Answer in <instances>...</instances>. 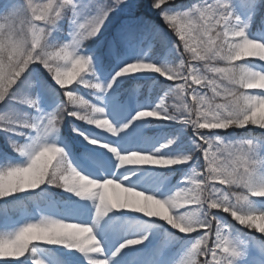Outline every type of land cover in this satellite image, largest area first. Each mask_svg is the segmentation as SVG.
Masks as SVG:
<instances>
[{
  "label": "snow or ice",
  "instance_id": "6c2138e0",
  "mask_svg": "<svg viewBox=\"0 0 264 264\" xmlns=\"http://www.w3.org/2000/svg\"><path fill=\"white\" fill-rule=\"evenodd\" d=\"M237 2L192 0L187 5H173L168 0H152L151 8L171 34L140 16L121 24L107 41L112 14L140 7L138 0L135 4L130 0L0 3V132L22 158L14 160L5 154L0 160V201H5L0 213L7 214V198L19 201L22 196L17 193L45 189L42 185L62 188L77 198L64 209L50 204L37 207L38 219L0 223V261L7 264L31 253V264H45L36 246L58 245L81 254L76 264H113L125 249L150 242L153 230L147 225L155 224L170 244L180 245L182 255L171 264H264V241L242 231L255 229L264 235V227L241 220L245 215H264V131L256 135L248 128L255 125L264 130V88L255 86L264 77V59L247 56L250 59L240 62L236 58L241 45L249 41L264 44V33L252 36L250 32L256 14L264 9V0H239L244 12L238 10ZM21 32L27 33L30 43L20 38ZM86 41L90 42L87 46ZM105 58L114 61L118 70L102 79L97 69L105 66ZM233 74L234 79H229ZM77 78V87H67ZM161 78L175 83L161 84ZM141 81H152V86L161 89L158 102L141 104L136 99ZM81 85L93 90L95 103L79 94ZM169 97L180 103L169 105ZM48 98L54 101L51 110L44 107ZM106 109L119 128L106 117ZM66 117L93 126L82 129L73 124L72 130L95 146L86 148V153L99 157L95 169L78 162L83 171L78 170L58 142ZM143 120L190 127L191 150L169 151L178 137H170L158 147H132L134 133L129 129L135 125L138 130V122ZM236 129L249 130L236 136ZM113 136L120 139L113 140ZM101 148L107 151L101 152ZM198 152L204 165L197 159ZM181 165L189 170L184 171L173 194L159 186L149 189L140 183L137 168L126 167L179 170L173 166ZM75 173L87 176L93 186L73 188L67 177ZM110 188L121 189L125 195L113 196ZM128 189L142 195L126 202ZM179 197H183L182 207H177ZM156 200L170 207V215L155 209ZM81 201L94 203L92 223L87 222L89 209ZM122 211L142 214L147 218L146 227L109 256L95 229L103 218ZM224 213L244 228H238Z\"/></svg>",
  "mask_w": 264,
  "mask_h": 264
},
{
  "label": "rangeland",
  "instance_id": "374dc122",
  "mask_svg": "<svg viewBox=\"0 0 264 264\" xmlns=\"http://www.w3.org/2000/svg\"><path fill=\"white\" fill-rule=\"evenodd\" d=\"M4 0H0V3H3ZM104 2V0H101ZM152 0H138L140 7H136L133 10H118L116 13L112 14V23L108 27L107 34H106V41L107 39H111L116 30L123 24L125 21L134 20L140 16H144L147 19H150L153 23L159 25L162 28L168 30L171 34V30L167 29V25L163 20L157 15L156 10L151 8ZM169 3L173 5H180V4H190L192 0H168ZM130 3H137V0H130ZM237 8L239 11L244 12L245 9L243 5L237 2ZM262 9L256 14L254 21L251 25L250 32L252 36H258L261 33H264V23L261 22V25H258V17L261 14ZM264 18V15H263ZM174 35V34H173ZM99 39V38H97ZM90 42L86 41L85 45L87 46ZM149 55H151V51H149ZM250 59L249 57H245L242 59L246 60ZM196 63V62H194ZM104 67H98V73H101V78L103 79L105 76H109V73L114 74L117 68H114V61L108 60L105 58L104 60ZM223 66V65H221ZM142 75H151L155 76V74H142ZM45 78L48 80L49 83H53L50 77H47L45 74ZM110 78V76H109ZM77 81H73L72 84L67 85V87H77ZM161 84H174L175 82L172 81H164V78L159 79L158 81ZM143 86L137 92V100L140 101L141 104L144 103H156L158 102L159 96L162 95L161 89L152 86V81H148L144 83L141 81ZM80 87H83L82 85ZM81 89V88H80ZM204 91L209 92L211 95L210 90L205 89ZM80 92H83L82 89ZM84 92L90 98L92 102H96L95 96L93 95V90L85 89ZM111 93H109L110 95ZM97 95H103L102 93H97ZM190 99V97H189ZM107 97H105V101ZM169 105L179 104L180 101L175 97H169L166 101ZM54 106V101L52 98H48L44 101V107L51 110V107ZM135 102L133 101L132 107H135ZM3 109V103L0 102V110ZM172 111V108H170ZM109 110L106 109V117L112 120L115 127L119 128V124L116 123L115 119L111 116H108ZM2 114V113H0ZM131 115H135V111L131 112ZM130 118V117H129ZM153 119L156 118H147ZM126 122V121H124ZM65 124V121H64ZM78 127V123H74ZM138 124L140 125L138 130L134 125L133 129H129V132L134 133L132 139L134 144L132 147L136 146H156L158 147L160 143H163L166 139L170 137H178L177 143L173 145L172 149L169 151L173 153H178L181 151H190L192 148L191 145V138L193 137V130L189 128H183L179 124H175L168 121H149L143 120L139 121ZM86 128H90L93 126L86 125ZM84 129L83 127H81ZM248 128L252 129L256 134L258 131L262 132L257 128L255 125H248ZM249 129H236L235 133L236 136H242L245 132ZM99 131V130H97ZM202 131H209V130H202ZM221 131L222 133L224 130H216ZM231 133V130H228ZM264 131V130H263ZM106 135H109L105 133ZM121 136L124 133L120 134ZM0 136L7 139V136L4 132H0ZM76 137V136H75ZM77 141L72 140L69 136L64 134V127L61 125V129L59 132V140L58 142L61 143L62 146L65 147L66 151L69 153V158L73 161L74 166L78 167V170L83 171V168L79 167V163H86V166L96 168L94 163L95 160L99 159V157L95 153H86L87 149H92L93 145L89 144L88 141L84 140L83 137L78 136L76 137ZM113 140H119V136H113ZM77 144L80 147V150H77ZM86 146V147H85ZM119 147V146H118ZM101 152L107 151V149L101 148ZM7 155L8 158L14 160L22 159L18 155H15L8 151L1 143L0 140V160L3 159L4 155ZM110 156L113 155L112 153H108ZM197 159L199 160L200 165H204L206 162L203 160L202 154L197 153ZM55 163V161H53ZM79 162V163H78ZM126 167H135L137 168L136 175L140 177V183L147 185L149 189L154 186H159L161 191L165 192L166 194H173L175 190L178 188V181L182 178L184 171L189 170V166L181 165V166H173L179 167L178 169L175 168H158L153 166H126ZM98 170V169H97ZM200 170H203L202 168ZM88 174V173H85ZM135 179V177H132ZM44 188V186H41ZM54 190L60 192V188L53 187ZM32 191V190H29ZM31 193H36L33 197H28ZM64 195H72L71 199H64L51 191H47L46 189H36L34 192L29 193H21L23 195H27L26 201H23L19 204L15 205H8L7 207V214L0 213V223L13 225L16 223H22L26 218H39L38 212L36 211L37 207L43 206L44 204H50L60 209H64L70 206L71 201H76L77 198L66 191H62ZM110 193L113 196H123L125 195L121 189H115L114 191L110 188ZM67 203L68 205L61 206V202ZM63 203V204H64ZM81 203H86L89 209L87 214V222L92 223L94 219V203L92 201H81ZM218 211V210H214ZM226 218L230 221L236 223V226L239 228H244V226L239 225L238 222H235L230 217V214L224 213L223 214ZM147 218L143 217L142 214L134 213V212H116L111 214L110 217L103 218L99 225L96 227L95 232L98 236V239L102 241L105 245L107 254L111 256V253L115 250L116 247L119 246L125 239L131 238L133 235L140 233L146 227ZM32 222H36L35 219ZM66 222H74V221H66ZM150 226L153 230V237L150 238V242H146L145 245L136 246L135 248L125 249L120 257H117L113 264H171V261L179 258L182 255L180 245L178 244H170L169 238L166 237V234L163 232L162 229L159 228L158 225L151 224L147 225ZM243 232L247 233L249 238H255L258 241H264V235L260 234L255 229H242ZM194 235V234H193ZM33 243H36L35 241ZM37 253L42 260L45 261V264H76L77 258L81 257V254L77 250H69L65 255L61 253H48L42 245H37ZM25 257H20L21 260H10L8 264H20L21 261L25 263L31 264V253L25 254ZM3 259V258H0ZM15 259V258H13ZM5 263L4 261H2Z\"/></svg>",
  "mask_w": 264,
  "mask_h": 264
},
{
  "label": "clouds",
  "instance_id": "9594fccd",
  "mask_svg": "<svg viewBox=\"0 0 264 264\" xmlns=\"http://www.w3.org/2000/svg\"><path fill=\"white\" fill-rule=\"evenodd\" d=\"M20 38L24 39L26 42L30 43V38L27 36L26 32H21ZM237 59H243L247 56H256L261 59H264V44H260L256 41H249L247 45H241L237 50ZM229 79H234L233 76L229 77ZM256 87L264 88V77L259 78L255 82ZM135 155V154H134ZM69 181H71L72 187L75 189H79L81 187L84 188H91L94 184V182L90 181L87 176H84L80 173H75L73 176L67 177ZM127 193L129 196L126 197V202H128L130 199H134L137 195H142L141 193H137L134 189H128ZM206 195V194H205ZM183 197H179L177 199V207H182V201ZM154 207L156 210L164 212L167 215H170V207L165 204L163 201L156 200L154 201ZM247 210H245V213ZM242 222H247L252 226H259L264 227V215H258V216H243L241 217Z\"/></svg>",
  "mask_w": 264,
  "mask_h": 264
},
{
  "label": "trees",
  "instance_id": "16d2710c",
  "mask_svg": "<svg viewBox=\"0 0 264 264\" xmlns=\"http://www.w3.org/2000/svg\"><path fill=\"white\" fill-rule=\"evenodd\" d=\"M263 15H264V9H262V12H261V14H260V17H259L258 20H257L258 25H261V20H262V18H263ZM80 88L82 89L83 92H79V94H80V95H83L85 99L90 100V98H88V96H87L86 93L84 92L85 89H84L83 87H80ZM65 99H66V98H65ZM69 107H71V105H69ZM74 123H78V125H80V126L83 127V128H86V127H87L86 124H85V122L74 121V118H72V117H66V118H65V124H64V123L62 124L63 127H64V133H65V134H67V135L70 136L71 134L74 133L73 130H72V129H73V124H74ZM257 128H258V126H257ZM258 129H259V128H258ZM259 130H260V129H259ZM261 131H263V130H261ZM74 134H76V133H74ZM259 134H260V132L258 131V132L256 133V135H259ZM76 136H77V134H76ZM13 138L16 139V137H13ZM19 139H21V142H23V138H19ZM0 140H1L2 145H3L8 151H10L11 153L17 155V153L13 152L12 149H11V147L8 145V140H7L6 138L0 136ZM53 163H54V162H53ZM43 186H44V188H45L47 191H51V193H54V194H56V195H58V196H60V197H62V198H64V199H71V198H72V195H64V194L62 193V191H65V190L62 189V188H60V192H59V191H57V190H54L53 187H48L47 185H43ZM16 195L22 196V199H20L19 201H16L15 198H12V197L7 198L8 201L10 202V203H9L10 205L19 204V203H21V202H23V201H26L27 195H23V194H21V193H17ZM35 195H36V193H31L30 195H28V197H33V196H35ZM4 204H5V201H0V205H4ZM63 205H64V204H63ZM42 247H43V248H44L49 254H50V253H54L55 248L61 250L62 252H66V253H67V251H69V249L64 248L63 246H58V245H42ZM0 264H5V263H3L2 261H0ZM7 264H8V263H7ZM20 264H21V263H20ZM25 264H29V263H25Z\"/></svg>",
  "mask_w": 264,
  "mask_h": 264
}]
</instances>
